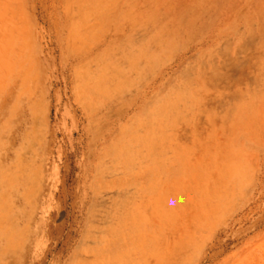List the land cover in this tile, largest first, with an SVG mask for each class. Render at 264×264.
Segmentation results:
<instances>
[{"label": "rangeland", "instance_id": "374dc122", "mask_svg": "<svg viewBox=\"0 0 264 264\" xmlns=\"http://www.w3.org/2000/svg\"><path fill=\"white\" fill-rule=\"evenodd\" d=\"M0 264H264V0H0Z\"/></svg>", "mask_w": 264, "mask_h": 264}, {"label": "bare ground", "instance_id": "6f19581e", "mask_svg": "<svg viewBox=\"0 0 264 264\" xmlns=\"http://www.w3.org/2000/svg\"><path fill=\"white\" fill-rule=\"evenodd\" d=\"M230 55V54H229ZM259 56V55H258ZM228 57V56H227Z\"/></svg>", "mask_w": 264, "mask_h": 264}]
</instances>
